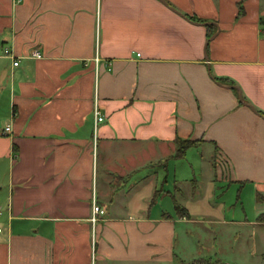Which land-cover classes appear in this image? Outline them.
<instances>
[{"label":"crops","instance_id":"1","mask_svg":"<svg viewBox=\"0 0 264 264\" xmlns=\"http://www.w3.org/2000/svg\"><path fill=\"white\" fill-rule=\"evenodd\" d=\"M260 111L264 0H0V264H182L189 200L222 187L254 214L219 221L264 231Z\"/></svg>","mask_w":264,"mask_h":264},{"label":"rangeland","instance_id":"2","mask_svg":"<svg viewBox=\"0 0 264 264\" xmlns=\"http://www.w3.org/2000/svg\"><path fill=\"white\" fill-rule=\"evenodd\" d=\"M199 153V148H192L184 160L175 162L177 170L182 171L178 178H185L186 181L181 184L184 191L190 187L193 189L195 183L192 181L190 184V179L199 177ZM233 189L222 187L220 191L227 192L220 198L210 195L189 200L191 219L183 224L175 245L178 256L183 259L182 264H264V231L261 227L219 221L223 218L243 220L245 216L253 217L254 202L248 190L236 203ZM203 216H207L208 220H203Z\"/></svg>","mask_w":264,"mask_h":264},{"label":"built area","instance_id":"3","mask_svg":"<svg viewBox=\"0 0 264 264\" xmlns=\"http://www.w3.org/2000/svg\"><path fill=\"white\" fill-rule=\"evenodd\" d=\"M15 3L20 2L21 0H13ZM5 54H9V50L8 49H4ZM35 57H40V54L38 52L34 53ZM11 57L13 58L14 56L11 55ZM12 64L15 66L18 64V60H14L12 62ZM93 114L95 117V121L99 122L103 120V116L100 114L97 103H95L94 105V109H93ZM9 126L5 127L4 132L9 131ZM106 212V210L100 206L95 199H93L92 201V215H91V220L93 222H95L101 215H104ZM2 230V228L0 227V231Z\"/></svg>","mask_w":264,"mask_h":264},{"label":"trees","instance_id":"4","mask_svg":"<svg viewBox=\"0 0 264 264\" xmlns=\"http://www.w3.org/2000/svg\"><path fill=\"white\" fill-rule=\"evenodd\" d=\"M190 19L192 20H196V18L192 17V16H189ZM209 36V34H208ZM220 79V78H219ZM263 114L264 113L262 111H260V114ZM177 146H176V150H175V157H182L184 154H185V151L187 148H189L191 145L193 144H196L198 143L199 141L197 140H191V139H180V140H177ZM263 214L260 215V220H263Z\"/></svg>","mask_w":264,"mask_h":264},{"label":"water","instance_id":"5","mask_svg":"<svg viewBox=\"0 0 264 264\" xmlns=\"http://www.w3.org/2000/svg\"><path fill=\"white\" fill-rule=\"evenodd\" d=\"M239 99L242 100V97L239 95Z\"/></svg>","mask_w":264,"mask_h":264}]
</instances>
